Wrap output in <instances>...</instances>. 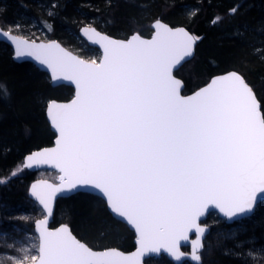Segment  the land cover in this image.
Masks as SVG:
<instances>
[{
  "label": "snow or ice",
  "instance_id": "1",
  "mask_svg": "<svg viewBox=\"0 0 264 264\" xmlns=\"http://www.w3.org/2000/svg\"><path fill=\"white\" fill-rule=\"evenodd\" d=\"M100 39L99 65L55 44L29 53L79 88L53 117L58 147L29 157L55 163L67 177L66 185L36 193L45 207L65 186L93 184L135 226L140 253L174 251L209 204L228 216L250 207L254 193L264 192V114L244 78L230 73L185 98L172 76L191 52L183 29L159 25L148 41ZM39 252V264H140V253L95 252L67 229L44 230Z\"/></svg>",
  "mask_w": 264,
  "mask_h": 264
},
{
  "label": "trees",
  "instance_id": "2",
  "mask_svg": "<svg viewBox=\"0 0 264 264\" xmlns=\"http://www.w3.org/2000/svg\"><path fill=\"white\" fill-rule=\"evenodd\" d=\"M9 1L7 15L15 18L17 7L29 2ZM197 2L199 12L191 22L184 20L185 6ZM90 3L93 5L87 6ZM88 10L103 19L111 36L122 29L150 37L157 19L186 26L197 35L198 45L194 59L176 72L185 83L183 93L199 89L216 74L236 70L255 90L264 114V0H61L55 27L74 28L68 15L79 17ZM9 19L12 16L6 21ZM73 93L69 86H52L48 75L32 63L15 62L11 50L0 44V179L14 170L24 173L17 181L0 182V214L2 204L16 208L32 202L29 187L37 172L24 167L23 156L54 142L56 135L44 109L46 100H68ZM60 222L69 224L93 249L135 248L134 232L96 195L79 193L59 199L53 225ZM207 222L212 226L201 253L202 264H264V202L251 218L227 224L210 215ZM146 264L175 263L163 255L148 259Z\"/></svg>",
  "mask_w": 264,
  "mask_h": 264
},
{
  "label": "water",
  "instance_id": "3",
  "mask_svg": "<svg viewBox=\"0 0 264 264\" xmlns=\"http://www.w3.org/2000/svg\"><path fill=\"white\" fill-rule=\"evenodd\" d=\"M159 25H165L168 28H171L173 30H179L183 29L190 37L193 38L192 45H191V52L189 55L185 56L178 64H176L172 69V76L173 78L179 82L178 92L179 95L182 97H192L196 93L200 92L202 89L208 87L213 80H216L217 78L224 77L229 75L230 73H237L238 75H241L244 78V81L247 83V85L252 89V92L255 96V99L257 101L258 110L260 113L262 112V105L260 100L257 97V94L251 84L247 81V79L238 71L236 70H230L224 73L216 74L211 77L209 82L205 84L204 86L200 87L199 89L189 93V94H183V90L185 89V83L184 81L179 78L176 75V72L179 71V69L184 66L186 63L190 62L194 59L196 53H197V45H198V39L195 34H193L186 26H172L166 21L162 19H157L152 23V35L150 37H145L141 35L140 33H134L127 39H121V38H115L105 32H102L101 30L97 29L94 26H83L79 30V35L92 47H96L101 50L102 52V58L99 63H96L97 65L101 64L104 60V43L101 41V37H107L110 40L114 41H122V42H128L132 40L134 37H138L141 40H152L157 31L159 30ZM98 34V35H97ZM0 43L8 44L12 51H13V59L16 62L22 63V62H31L35 64L41 71L45 72L48 77L51 80V83L53 86H60L65 85L69 86L74 90V94L71 98L68 100H51L47 107H46V117L48 120V123L50 124V127L52 131L55 133L56 137L54 139V142L50 146L42 147L40 149H37L30 154H27L24 160V167L27 168L31 172H39L41 170L47 169V170H55L59 172V177L57 182H52L51 180L47 179H37L34 182L31 183L29 187V197L30 199L37 202L42 209L45 212V215L43 218L38 219L35 224V233L39 238V249L40 245L42 243V232L44 230L50 231V232H57L62 229H67V231L75 237L80 243L86 245L90 249H92L95 252H104V251H110L115 250L117 252L123 253L126 257H136L138 253H140V237L139 233L136 230L135 226L132 225L130 222L126 221V218H122L119 216V214L115 213L114 210L111 208L107 196L102 192L101 189H98L93 184H81L77 183L75 187H63L60 191L56 192L54 196L49 201V206L45 207L44 203L41 202V199L38 195H36L37 192L46 193L47 188L46 185H52L54 187H60L62 184L66 185L67 177H65L64 180L61 179V177H64V173L61 171L59 167L56 166L55 163L49 162V163H34L29 160V157L35 158L37 154H45L50 152L53 149H56L58 147V141L61 139L60 130L56 126V122L54 120V116L56 114V110L58 106H66L71 105L74 100L77 99V95L79 92V88L75 82V80H69L63 75L54 74L52 69L45 63H43L41 60L37 59L35 55L29 54L33 50H35L36 46L39 45H51L55 44L58 45L61 49H63L65 52L70 53L72 56L77 57L78 59H81L85 61L86 63H92L91 61H88L86 59H83L78 54L74 53L70 49H68L66 46H64L63 43H61L59 40H51V41H35L31 40L22 36H19L11 31H8L4 29L0 25ZM23 53L18 54V53ZM79 193H90L93 195H96L100 197L102 200L106 202L108 210L112 213V215L128 225V227L134 232L136 238H135V248L131 251H124L118 247H109L105 249H93L91 248L87 243L80 240L72 231V228L67 223H62L58 226H53L55 211H56V205L59 199L61 198H68L73 195L79 194ZM264 202V192L257 190L253 198L251 200L250 207H246L243 212H237L233 216H228L226 213L220 211L219 207H217L215 204H209L202 215H200L197 218V225L198 227L189 229L186 233L187 239L181 238L176 241V247L174 251H169L166 247L159 248L158 251H144L139 254L137 257L140 261V264H146V261L150 258H160L163 255H165L167 258L172 260L175 264H185V263H191V264H202L203 260L201 257L200 252L205 247V241L208 237V235L211 232V226L206 223L207 219L212 213H217L218 217L220 219H223L227 224H233L236 221H240L246 218H251L258 206ZM201 229L203 231H201ZM188 248V250H187ZM199 257L197 260L196 257ZM40 259V252L38 255V258L32 263V264H39Z\"/></svg>",
  "mask_w": 264,
  "mask_h": 264
},
{
  "label": "rangeland",
  "instance_id": "4",
  "mask_svg": "<svg viewBox=\"0 0 264 264\" xmlns=\"http://www.w3.org/2000/svg\"><path fill=\"white\" fill-rule=\"evenodd\" d=\"M60 1L61 0H29V2L23 4L22 7H17V15L15 18L13 15H7V10L11 6L10 1L0 0V25L8 31L31 40H59L64 46L78 54L83 59L99 63L102 58V52L100 49L90 46L83 38H81L79 30L83 26H94L106 33L108 31L107 24L97 13L89 14L88 10L84 14H80L79 17L76 13L68 15V17H71L70 19H72L74 28L67 26L64 27L62 26L63 24L59 25L57 28L55 27V24L56 19L58 18L57 9ZM89 5L93 4L90 3L87 6ZM89 9L93 10L92 7ZM95 10L97 11V9ZM199 10V2L185 6L184 11L182 12L184 20L191 22ZM11 16L13 19L6 21L7 17ZM63 18L66 19V16L64 15ZM60 26H62V29ZM134 33L139 32L132 30L131 32L126 33V31L120 29L114 33L113 37L127 39ZM0 44H2L3 49L9 48L11 50L13 58L11 47L5 43ZM33 65L36 66L35 64ZM48 80L52 85L49 77ZM51 100L59 99H47L44 108L45 113L46 107ZM31 152H29V154ZM26 155L23 156V162ZM17 171L18 170H14L9 177L0 179V182L17 181L18 178L24 177L23 171ZM58 177L59 172L44 169L36 173L35 179L32 182L37 179H47L52 182H57ZM31 201L32 202L26 203L24 206H18L16 208H6V205L2 204L0 214V264H32L38 258L39 238L35 233L34 224L38 219L43 218L45 212L37 202L32 199ZM211 215L216 222L223 220L220 219L216 213ZM61 223L65 222H60L55 226H58ZM31 224H33V227ZM208 224L212 226V222H208ZM236 231L237 230H235V233Z\"/></svg>",
  "mask_w": 264,
  "mask_h": 264
},
{
  "label": "bare ground",
  "instance_id": "5",
  "mask_svg": "<svg viewBox=\"0 0 264 264\" xmlns=\"http://www.w3.org/2000/svg\"><path fill=\"white\" fill-rule=\"evenodd\" d=\"M240 73V72H239Z\"/></svg>",
  "mask_w": 264,
  "mask_h": 264
}]
</instances>
